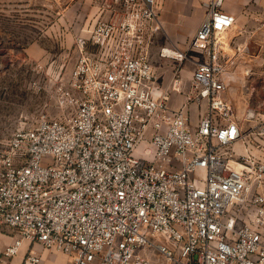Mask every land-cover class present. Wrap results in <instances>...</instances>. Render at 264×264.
Masks as SVG:
<instances>
[{
    "label": "built area",
    "instance_id": "obj_1",
    "mask_svg": "<svg viewBox=\"0 0 264 264\" xmlns=\"http://www.w3.org/2000/svg\"><path fill=\"white\" fill-rule=\"evenodd\" d=\"M201 2L206 15L189 49L202 57L173 107L148 55L163 31L156 0L102 1L74 39L62 115H40L0 148V236H14L0 264L24 241L69 264H264V159L233 151L264 142V105L247 108L242 120L258 122L243 129L218 61L234 17L224 0ZM170 89L183 92L179 73ZM202 102L193 126L189 109ZM41 261L29 250L21 264Z\"/></svg>",
    "mask_w": 264,
    "mask_h": 264
},
{
    "label": "rangeland",
    "instance_id": "obj_2",
    "mask_svg": "<svg viewBox=\"0 0 264 264\" xmlns=\"http://www.w3.org/2000/svg\"><path fill=\"white\" fill-rule=\"evenodd\" d=\"M229 1L224 0L223 10ZM96 6L97 0H0V148L17 129L31 127L40 115H62L58 90L67 83L77 57L75 37L85 35L97 20ZM157 6L163 31L148 54L159 90L179 96L174 102L178 107L189 89L195 61L202 57L189 46L206 8L201 0H157ZM162 49L185 53L187 59L161 57ZM176 73L182 79L181 94L170 89ZM250 124L242 120L243 129ZM239 145L234 147L236 154L244 152ZM258 145L247 149L264 159V142L259 140ZM4 240L0 251L9 243Z\"/></svg>",
    "mask_w": 264,
    "mask_h": 264
},
{
    "label": "crops",
    "instance_id": "obj_3",
    "mask_svg": "<svg viewBox=\"0 0 264 264\" xmlns=\"http://www.w3.org/2000/svg\"><path fill=\"white\" fill-rule=\"evenodd\" d=\"M102 1L97 0V6L93 8V14H98L97 18L101 15L99 4H102ZM228 4L229 6L224 11L234 17V24L224 34L218 61L224 69L221 76L226 85L223 96L232 106L234 117L242 120L249 106L264 105V0H230ZM157 12L159 15L158 6ZM158 36L159 34L149 45V49L154 45ZM179 100V96L170 94L173 107L177 106L174 102ZM206 107L205 102L199 106L194 104L191 106L189 112L193 126L205 114ZM245 122L251 123L248 126L250 127L258 120L255 117ZM243 149L244 152L248 151L247 148ZM13 237L12 235L0 236V245L5 241L4 238L10 243ZM29 250L41 257V264H69L70 261L68 256L60 252L44 249L39 244L24 241L18 254L8 259L6 264H21L24 255Z\"/></svg>",
    "mask_w": 264,
    "mask_h": 264
},
{
    "label": "bare ground",
    "instance_id": "obj_4",
    "mask_svg": "<svg viewBox=\"0 0 264 264\" xmlns=\"http://www.w3.org/2000/svg\"><path fill=\"white\" fill-rule=\"evenodd\" d=\"M165 53H168V54H173V51L169 50V49H165L164 50Z\"/></svg>",
    "mask_w": 264,
    "mask_h": 264
}]
</instances>
